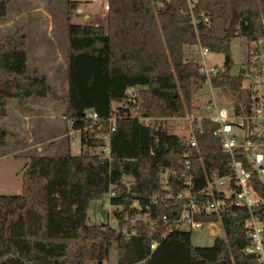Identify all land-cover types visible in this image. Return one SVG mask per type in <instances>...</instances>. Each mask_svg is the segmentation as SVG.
I'll use <instances>...</instances> for the list:
<instances>
[{"label": "trees", "instance_id": "obj_1", "mask_svg": "<svg viewBox=\"0 0 264 264\" xmlns=\"http://www.w3.org/2000/svg\"><path fill=\"white\" fill-rule=\"evenodd\" d=\"M17 0H0V19ZM72 9L78 2L69 0ZM108 32L101 26L69 22L68 91L60 101L72 127L81 131L82 152L31 156L22 174L21 194H0V264H103L116 253L117 264H250L243 252L249 239L242 227L245 211L230 208L220 219L224 237L211 246H196L189 231L175 229L161 237V222L151 234L143 221L133 224L137 200L144 205L162 192L159 170L171 169L189 151L186 141L169 130L163 117L193 110L205 78L197 61L186 54L197 44L224 56L222 72L211 78L233 100L236 111L247 102L240 75H233L228 25L237 19L235 34L249 44L264 35V0H197L193 24L187 0H109ZM28 38L22 30L0 34V118L8 103L54 95L44 74H30ZM140 88V115L155 117L146 125L125 104L127 90ZM96 112L94 121L90 113ZM117 117L110 131V119ZM194 150L197 177L206 168L225 161L212 125L204 123ZM10 131L0 126V148L8 145ZM108 136L109 143L105 139ZM107 150L109 153H107ZM125 178L131 180L130 185ZM183 184L174 185L175 193ZM263 201L264 185L254 186ZM114 192L118 208L114 224L88 223L92 201ZM155 208V207H154ZM182 207L168 201L153 212L177 218ZM129 220H126V217ZM198 220L217 216L197 215ZM131 233H123L126 227ZM158 244L152 248V242Z\"/></svg>", "mask_w": 264, "mask_h": 264}, {"label": "built area", "instance_id": "obj_2", "mask_svg": "<svg viewBox=\"0 0 264 264\" xmlns=\"http://www.w3.org/2000/svg\"><path fill=\"white\" fill-rule=\"evenodd\" d=\"M187 2L196 27V18L193 16L196 0H187ZM104 7L109 10V2ZM250 45L248 59L242 66L241 73L238 74L242 78V88L246 91L248 99L238 112L232 99L226 105L216 101L212 92L211 78L222 72L224 68L218 69L206 63L204 56L208 50L197 40L194 47L199 49L200 60L195 58L194 60L197 61L199 73L205 78V84L209 86L210 99L183 115L170 116L173 120L174 133L186 141L189 151L179 168L171 169L168 166L160 168L162 192L150 198L144 205V213L140 212L143 207L136 200L132 208L138 211L135 218L130 220L133 224L143 221L150 227L152 235L156 231L157 223L161 222L162 238L175 229L182 230L183 223H187L190 231L193 232L199 231L202 223H207L210 232L216 234L219 232L217 224L222 226L221 215L230 208H241L245 211L242 227L249 239L243 252L252 257L253 262L250 264H264V206L254 188L256 181L264 185V35L257 37ZM137 99L136 88H128L125 104L132 107L134 116L148 125L155 118L140 115L135 107ZM90 116L94 121L98 120L96 112L90 113ZM109 121L112 132L116 129L117 117L114 116ZM205 122L212 125V135L218 141L225 161L220 168L209 169L202 163L200 168L202 175L197 177L193 156L194 150L198 149L197 136L203 132ZM105 139L109 143V137L105 136ZM180 184H183L182 190L175 193L174 185ZM114 196L116 194L110 192L103 200L116 210L118 207L111 203ZM168 201L182 207L180 214L173 221H170L167 215L161 217L158 212L156 215L153 212ZM200 214H214L217 220H198L196 216ZM125 219L129 220V217ZM116 220L119 221L118 218ZM122 231L127 235L135 232H130L127 226ZM157 244V240H154L151 247L155 248Z\"/></svg>", "mask_w": 264, "mask_h": 264}, {"label": "rangeland", "instance_id": "obj_3", "mask_svg": "<svg viewBox=\"0 0 264 264\" xmlns=\"http://www.w3.org/2000/svg\"><path fill=\"white\" fill-rule=\"evenodd\" d=\"M81 1L83 4H90L95 11L99 12L108 0ZM68 2L69 0H17L9 6L8 15L0 19L1 35L12 34L17 30H22L27 35L29 73L50 74L51 77L49 78L48 75L47 77L56 95H49L44 101L46 108L48 106L53 108L51 114H36L29 111L33 105H27V100L22 104L16 98L9 100L8 116L0 118V126L6 127L10 131L8 145L0 148V194L22 193L24 159L29 158L30 155L40 154V152L43 154L52 152L66 154L70 152L72 155H79L82 152L81 131L76 130L74 132L72 130V120L65 116L66 106L59 99L65 96L68 91L67 57L69 46L67 26L69 22L75 20L76 11L80 7L72 9ZM193 16L197 18L195 12H193ZM250 48L251 45L244 37L231 36L230 50L234 62L231 73L233 75L241 73L242 66L248 59ZM186 54L192 59L200 60V52L196 46L187 47ZM204 59L209 66L218 69L223 67L224 56L221 53L207 52ZM212 92L216 101L221 105H226L231 100L228 93L221 88H212ZM136 94L139 108L141 104L139 87L136 88ZM209 99L210 95L208 94L201 96L196 106ZM22 106L29 109L28 113L26 111L23 113H27L26 115L30 117L24 118V124L20 123L19 112L22 110L20 108ZM139 112H141L140 109ZM45 115L49 117H44ZM163 120H166L169 130L175 132L173 120L170 117H163ZM70 131H73L72 135L69 134ZM50 138L52 141H47ZM72 140L75 141L73 146L71 145ZM44 141L46 142L42 144ZM28 144L34 148L26 149ZM50 145L53 146V149L48 148ZM46 146L48 147L46 148ZM125 181L130 185L131 180L125 178ZM114 211L115 207L109 206L106 200L92 201L88 211V223L94 225L111 223L120 229ZM217 227L219 232L212 234L207 223H202L197 232L190 231V226L187 223L181 225L182 230L191 232L192 242L196 246H211L216 236L224 237V228L220 224H217ZM86 264L95 263L88 262ZM103 264H117L114 250L110 260Z\"/></svg>", "mask_w": 264, "mask_h": 264}, {"label": "crops", "instance_id": "obj_4", "mask_svg": "<svg viewBox=\"0 0 264 264\" xmlns=\"http://www.w3.org/2000/svg\"><path fill=\"white\" fill-rule=\"evenodd\" d=\"M73 1H77L78 2V9L76 11V18L74 21L72 22H75V23H81V24H92V25H96V26H101L104 28L105 30V33L108 32V29H109V26H108V12L109 10H106L105 7H103L102 10H99L98 11H95L94 8L90 5V4H83L81 0H73ZM84 1H87V0H84ZM106 2V1H105ZM109 0L106 2L108 3ZM105 3V4H106ZM104 4V5H105ZM67 35H68V32H67ZM68 46H69V40H68ZM69 54V52H68ZM68 59V57H67ZM44 75H48L49 78L51 77L50 74H47L45 73ZM67 90H68V74H67ZM47 97H43V98H35V97H31V98H28L26 102L27 105H30L32 104L33 106H31L30 110L27 109L26 107L22 106L20 107L22 110H20V118H21V124H24V118L27 119V118H30L28 115H26L29 111H33L34 113H44V114H51L53 112V108L48 106V108H46V104L44 103V101H46ZM47 103V102H46ZM34 105H37V106H34ZM36 107V108H35ZM36 109V110H34ZM29 110V111H28ZM23 111H26L27 113H23ZM41 116V115H40ZM44 117H49V116H44ZM73 128V127H72ZM49 129V128H48ZM51 129H52V126H51ZM50 129V130H51ZM74 132L76 131V129H72ZM73 131H70L69 134L72 135V132ZM47 141H52V138H50L49 140ZM46 141L42 142V144H44ZM75 144V141L72 140L71 141V145L73 146ZM81 145H82V142H81ZM48 146H46L47 148ZM31 148H34L32 146H30V144H28V146L26 147V149H31ZM49 149H53V146H49L48 147ZM72 150V149H71ZM37 152V151H36ZM35 152V153H36ZM58 153V152H56ZM70 153V152H69ZM55 153H50V154H43L40 152L39 153H36L35 155H53ZM31 156H34V155H30L29 158H23L25 160V163H24V169L26 167V164L28 163L29 159ZM24 169H23V172H24ZM22 172V174H23ZM92 263V262H91Z\"/></svg>", "mask_w": 264, "mask_h": 264}, {"label": "water", "instance_id": "obj_5", "mask_svg": "<svg viewBox=\"0 0 264 264\" xmlns=\"http://www.w3.org/2000/svg\"><path fill=\"white\" fill-rule=\"evenodd\" d=\"M237 19H234L227 27L226 36H233L235 34L234 30L236 27ZM209 94V86L204 84V86L197 92L196 97H201Z\"/></svg>", "mask_w": 264, "mask_h": 264}]
</instances>
